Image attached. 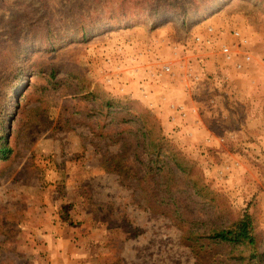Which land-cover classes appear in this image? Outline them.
<instances>
[{
  "label": "rangeland",
  "instance_id": "1",
  "mask_svg": "<svg viewBox=\"0 0 264 264\" xmlns=\"http://www.w3.org/2000/svg\"><path fill=\"white\" fill-rule=\"evenodd\" d=\"M210 26L214 47L194 46ZM133 38L182 55L201 76L205 92L188 94L201 110L213 105L210 89L223 92L225 107L229 91L244 107L262 105L243 134L249 110L229 109L237 118L227 114L226 125L222 113L206 118L223 141L165 134L201 174L204 197L172 165L148 162L141 116L149 111L154 125L160 117L115 93L137 68L122 54ZM224 43L235 62L220 54ZM210 59L217 72L241 73L216 83ZM16 64L26 84L10 99L0 91L14 149L0 161V264H51L52 238L63 234L76 264H249L243 248L199 236L247 210L264 233V0H0V77Z\"/></svg>",
  "mask_w": 264,
  "mask_h": 264
},
{
  "label": "crops",
  "instance_id": "2",
  "mask_svg": "<svg viewBox=\"0 0 264 264\" xmlns=\"http://www.w3.org/2000/svg\"><path fill=\"white\" fill-rule=\"evenodd\" d=\"M134 33V31H132ZM128 45L126 47L127 50L122 53L126 61H129L128 63L131 64V62H134L137 65V68H135L133 71L128 72V74L122 75L121 79L119 81L125 82L127 84L125 85H115V93H118V91H124L129 95V99L138 100L140 103L144 104L147 109H150L154 113H156L161 120V124L164 128L165 134L169 135V133H173L174 137H177V140L179 141H195V142H206V143H213L216 142L219 139H223L226 136H223L222 134L216 133L215 129H210L211 123H208L206 118L209 119L212 118L214 121H216V118L220 116L222 113V125H226V122H224L223 119H227L228 115L231 116V119L237 118V115L231 113L229 109L237 110V112L249 110V113L251 111V116L245 117V124L243 120H241V123L239 125L242 126V131H240L242 134L245 133L244 129L245 127H254L257 122V116L262 114L263 108L262 105L259 103H254V107L251 105H248L247 107L243 106L239 103L240 98L238 99L237 96H233L236 94L240 95V92L237 91H229L227 93L228 106L225 107L223 101L225 97H223V92H216L214 89H210L209 95L206 96L209 97L212 104L211 107H206L201 110L200 107H202V104H200L194 97H191V95H188L190 93H193L194 91L187 92L184 90L183 82L180 74L182 73L183 69L187 66H184V61L181 59L182 55L179 53L178 57H174L175 55L173 53L172 48H166L162 46L160 41H151V44H147V42H139L137 39H129ZM140 59V60H139ZM173 60L174 62H171ZM214 59H210L207 61L208 70L214 71L215 73L218 71V68L214 66V62H212ZM170 62L173 64V67L175 69V76H169L166 75L162 78H159L157 76V71L161 69L162 65L165 63ZM158 65V67H155L154 65ZM132 65V64H131ZM140 69H139V67ZM183 67V69H182ZM143 68V69H142ZM142 69V70H141ZM232 70H222L220 75H217L214 77L213 81H216V83H219L218 80L227 79L229 80V83L233 82V79H235V76H238L240 73L231 72ZM181 72V73H180ZM117 79V78H116ZM210 84V82H209ZM199 85V84H198ZM197 85V86H198ZM231 85V84H230ZM195 86L196 94L200 95L205 92V89H201L200 85L199 87ZM212 87V82H211ZM200 88V89H199ZM195 89V88H194ZM260 94L256 93L255 95ZM194 95V94H193ZM233 96V97H231ZM223 101L222 104L219 105V102ZM182 104L187 109V116L185 119L178 118L177 114H174L169 107V104ZM234 106H232V105ZM211 108V109H210ZM200 110L204 112V115L201 116ZM198 112V114H197ZM241 119H243V115H239ZM250 122V123H249ZM220 126V125H219ZM179 127V129L177 128ZM225 128V127H224ZM228 133V136L231 138L234 137L233 134H230V132L227 131V129L224 130V134L226 135ZM172 137V136H171ZM250 138H246L248 140ZM51 252L49 254L52 256L51 264H76L73 262V257L75 254L68 249V236L59 235L53 236L52 238V246H51ZM78 263V261H76Z\"/></svg>",
  "mask_w": 264,
  "mask_h": 264
},
{
  "label": "trees",
  "instance_id": "3",
  "mask_svg": "<svg viewBox=\"0 0 264 264\" xmlns=\"http://www.w3.org/2000/svg\"><path fill=\"white\" fill-rule=\"evenodd\" d=\"M17 66L16 64L7 70L8 75H10L7 78L3 76L0 77V91L5 90L9 99L13 95L17 96L20 88L26 84V76L23 74L22 68L19 69ZM7 80L9 84L4 86L3 81ZM111 104L112 102L107 105ZM18 107L19 104L17 103L16 112ZM125 109H120V111ZM115 112L114 109V111L111 113L109 112V114L113 116L114 114H118ZM9 114L7 107H5V111H1L0 109V161H8L14 154V149L11 146V135L9 133L10 126L7 123V119H12L13 116H9ZM127 114L129 115V112ZM147 117L153 118L154 116H152L149 111H145V114L141 116L142 125L140 126V131L142 133L143 143L148 150V162L155 163L162 160L164 166L172 165V169L177 170L182 177H185L186 180L188 179V181L191 182L190 185H192L197 195L199 197H204L202 193L205 192L206 188L200 184L201 174L195 173V167L177 152L175 149L176 147L167 139L161 122H157L156 120L154 125ZM116 122L117 124L115 125H122L127 123V120L121 119ZM263 234L254 216L247 210L243 216L237 220H232L228 223L225 221L221 226L212 228L204 234L205 236H199V238L207 237L210 242L219 246L229 245L243 248V252L249 253V256L247 258H241L242 261L249 264H253L252 261H256L257 264H264V248H261L264 244Z\"/></svg>",
  "mask_w": 264,
  "mask_h": 264
},
{
  "label": "built area",
  "instance_id": "4",
  "mask_svg": "<svg viewBox=\"0 0 264 264\" xmlns=\"http://www.w3.org/2000/svg\"><path fill=\"white\" fill-rule=\"evenodd\" d=\"M207 36L204 37L202 35H199L196 37L195 39V45L194 46H199L204 48L205 50H211L214 47V43H215V30L213 27H208L207 30ZM232 36L233 38H239L240 37V32L239 31H233L232 32ZM178 52H176L177 55ZM179 54V53H178ZM220 54L223 56L224 60L227 63H233L235 62L237 56L236 53L234 51H232L231 46L227 45V44H222L220 47ZM251 61V56L250 55H244L243 56V62L247 63ZM236 68L238 70L242 69V64H237ZM183 69V67H182ZM181 73V72H180ZM239 73H241L239 71ZM166 75L169 76H175V69L173 67V65H171L170 63H165L164 65H162L161 69L159 70V72L157 71V76L159 78H162ZM181 78H182V84L184 87V90L186 92H191L194 90L195 86L198 85L201 81V76L195 72V70L191 67V66H187L183 69L182 73L180 74ZM170 110L174 113L178 115V118L181 119H185L187 116V109L184 105L182 104H169Z\"/></svg>",
  "mask_w": 264,
  "mask_h": 264
}]
</instances>
